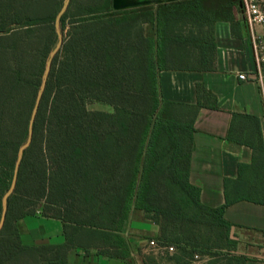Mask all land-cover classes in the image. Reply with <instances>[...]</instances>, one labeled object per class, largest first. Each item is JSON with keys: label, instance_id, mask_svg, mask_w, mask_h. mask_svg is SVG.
Instances as JSON below:
<instances>
[{"label": "trees", "instance_id": "1", "mask_svg": "<svg viewBox=\"0 0 264 264\" xmlns=\"http://www.w3.org/2000/svg\"><path fill=\"white\" fill-rule=\"evenodd\" d=\"M74 2L60 18V28L68 27L66 38L51 61L31 141L7 200L0 264H26L29 257L34 264H79L68 261L70 251L84 259H125L130 249L123 227L138 212L158 222L155 241L176 249L167 257L174 264H189L194 253L212 254L215 264H245L232 255L236 242L223 214L237 201L264 205L260 121L233 113L228 134L252 149L251 183L259 187L258 197H226L221 206L206 207L188 173L196 115L201 108L215 109L216 97L197 83L196 104L171 101L161 95L159 80L162 71H213L214 24L229 23L240 38L239 0H181L118 12L111 11V0ZM61 3L0 0V214L57 40ZM88 102L112 111H89ZM40 201L56 209L60 244L21 241L15 222ZM205 235L215 243L208 244Z\"/></svg>", "mask_w": 264, "mask_h": 264}, {"label": "crops", "instance_id": "2", "mask_svg": "<svg viewBox=\"0 0 264 264\" xmlns=\"http://www.w3.org/2000/svg\"><path fill=\"white\" fill-rule=\"evenodd\" d=\"M242 36L234 37L227 22L214 24L216 43L214 70L211 72L162 71L159 74L163 98L185 104H196V84L202 83L216 97L215 109H199L194 122L193 150L190 159L188 181L200 189V202L210 208L224 204L226 197H258L259 187L252 186V149L229 138L232 114L256 116L260 121L264 145V105L256 82L252 37L243 16ZM251 34V33H250ZM245 73L247 80L237 78ZM233 136L237 133L233 132ZM258 164V162H255ZM247 166L239 171V166ZM250 165V166H249ZM250 182V189L246 186ZM52 205L40 201L32 214L19 218L16 229L24 245H48L63 242L61 221ZM224 221L231 226L230 236L236 242L232 254L245 259V264H264V205L237 201L227 206ZM133 222H136L135 226ZM128 238L130 254L125 259L76 256L68 253L70 263L97 264H145L141 253L149 240L158 236L157 221L146 219L143 213H135L131 222L123 227ZM95 250H90L94 253ZM158 264H174L169 259H156Z\"/></svg>", "mask_w": 264, "mask_h": 264}, {"label": "water", "instance_id": "3", "mask_svg": "<svg viewBox=\"0 0 264 264\" xmlns=\"http://www.w3.org/2000/svg\"><path fill=\"white\" fill-rule=\"evenodd\" d=\"M175 1H181V0H111V11L112 12H118V11H124V10L144 7V6H157V5H161V4H165V3H171V2H175ZM68 2H69V0L64 1L61 9L59 10V12L57 13V15L55 17V31L57 34V42H56L55 47L49 53L48 58L46 60V65H45V69H44V72L42 75L41 84H40L39 90L37 92L34 107L32 110V114H31V117H30V120L28 123L27 139H26L25 143L22 146H20V148L18 149L13 177H12V180H11V183H10L8 190L6 191V193L2 197V210H1V214H0V229L3 226L5 216H6L7 200L9 198V196L12 194L14 187H15L18 166H19L20 160L22 158L23 151L29 146L30 141H31L33 119H34V115L36 113L41 95H42L43 90L45 88V84H46L47 77H48L49 70H50L51 61H52L54 55L60 50V48L62 46V36L59 32V22H60L61 16L64 14V12L67 8Z\"/></svg>", "mask_w": 264, "mask_h": 264}, {"label": "built area", "instance_id": "4", "mask_svg": "<svg viewBox=\"0 0 264 264\" xmlns=\"http://www.w3.org/2000/svg\"><path fill=\"white\" fill-rule=\"evenodd\" d=\"M240 7L243 12V18L247 25L248 30L251 33L252 37V46L254 50V61H255V75L254 78L258 83L259 90L262 96L263 105H264V84L262 80V72L264 67H262L261 63L264 62V57L261 54L260 58L257 55V48L254 45V35L253 31L255 27L261 23L264 18V12L262 8H264V0H240ZM239 80L245 81L248 79L245 73H239L237 75ZM264 120V116H263ZM147 251V252H146ZM142 255L145 257H153L155 259H166L167 257L176 254V249L173 246H165L158 244L154 239L149 240L147 244L143 247L141 251Z\"/></svg>", "mask_w": 264, "mask_h": 264}, {"label": "rangeland", "instance_id": "5", "mask_svg": "<svg viewBox=\"0 0 264 264\" xmlns=\"http://www.w3.org/2000/svg\"><path fill=\"white\" fill-rule=\"evenodd\" d=\"M64 1L65 0H62V3H61V6H60V9H61V7H62V5H63V3H64ZM70 1L71 0H69V2H68V5H69V3H70ZM87 0H75V2H74V5H75V3H76V5H77V3L78 4H84L85 2H86ZM68 5H67V8H68ZM67 8H66V10H67ZM59 9V10H60ZM59 10H58V12H59ZM66 10H65V12H66ZM262 10H263V12H264V8H262ZM57 12V13H58ZM64 12V13H65ZM57 15V14H56ZM238 17H240V16H243V12H242V10H241V7H240V0H239V9H238ZM56 17V16H55ZM59 24H60V22H59ZM54 26H55V21H54ZM67 26L65 27V28H60V25H59V32H60V34H61V36H62V43H63V41H64V39L66 38V33H67ZM57 35V34H56ZM249 35L251 36V34L249 33ZM253 35H254V45L256 46V50H257V55H258V57L260 58V56H261V54L263 55V57H264V18H263V20L261 21V23L260 24H258L256 27H255V29H254V31H253ZM56 42H57V40H56ZM55 45H56V43H55ZM55 45H54V47H55ZM253 44H251V46H252ZM53 47V48H54ZM252 50H253V46H252ZM253 53H254V50H253ZM45 65H46V63H45ZM261 65H262V67H264V62L263 63H261ZM44 69H45V67H44ZM44 72V71H43ZM42 75H43V73H42ZM48 78V77H47ZM41 80H42V76H41ZM262 80H263V84H264V70H263V72H262ZM85 108L87 109V110H89V111H102V112H110V111H112V109H111V107L109 106V105H106V104H102V103H98V102H88L87 104H86V106H85ZM32 114V113H31ZM6 211H7V209H6ZM5 221V220H4ZM4 224V223H3ZM136 225V222H133V225L132 226H135ZM197 226H203V224H198ZM3 227V226H2ZM1 227V228H2ZM1 230V229H0ZM202 230L204 231V228H202ZM206 237H208V238H210V240H209V242H208V244H214L215 243V239L214 238H212L213 236H210V235H205V238ZM222 243H224L223 241H222ZM225 247H227V246H225ZM142 249H143V247L141 248V251H142ZM222 250V249H221ZM209 251H214V252H218V249H209ZM147 252V251H146ZM223 253L222 254H225L226 253V250L224 251H222ZM221 253V252H220ZM211 255L212 254H199V253H194L193 255H192V258L189 260V264H211V263H213V264H215L214 262L216 261V260H214L212 257H211ZM233 255V254H232ZM221 257V256H220ZM222 258V257H221ZM26 264H34L35 262H34V258H32V257H29L28 259H27V261L25 262ZM217 264H220V262L218 261V263Z\"/></svg>", "mask_w": 264, "mask_h": 264}]
</instances>
